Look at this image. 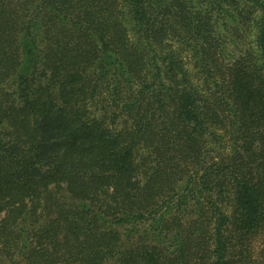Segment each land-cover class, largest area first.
<instances>
[{"label":"trees","instance_id":"obj_1","mask_svg":"<svg viewBox=\"0 0 264 264\" xmlns=\"http://www.w3.org/2000/svg\"><path fill=\"white\" fill-rule=\"evenodd\" d=\"M0 264H264V0H0Z\"/></svg>","mask_w":264,"mask_h":264},{"label":"rangeland","instance_id":"obj_2","mask_svg":"<svg viewBox=\"0 0 264 264\" xmlns=\"http://www.w3.org/2000/svg\"><path fill=\"white\" fill-rule=\"evenodd\" d=\"M232 48L230 47V45H228V50H227V53H230ZM259 238H257V239H255V240H258ZM255 245L256 244H258V241H256L255 243H254Z\"/></svg>","mask_w":264,"mask_h":264}]
</instances>
